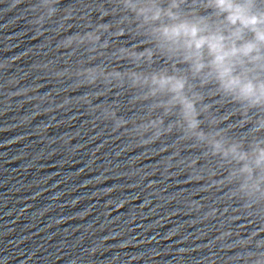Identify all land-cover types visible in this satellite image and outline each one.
Masks as SVG:
<instances>
[{"label": "clouds", "instance_id": "obj_1", "mask_svg": "<svg viewBox=\"0 0 264 264\" xmlns=\"http://www.w3.org/2000/svg\"><path fill=\"white\" fill-rule=\"evenodd\" d=\"M59 3L34 0L31 23L41 35L50 22L67 23L77 13L86 22L83 31L59 32L64 55L84 50L87 59L66 64L57 75L92 90L80 97L91 112L110 121L114 131L124 130L128 121L114 106H102V95L123 86L138 90L136 101L148 104V115L134 125L139 144L176 133L229 166L225 179L242 195L264 196V137L258 135L264 132V0H113L62 13ZM129 37L135 46L113 47ZM105 55L115 63L93 62ZM158 58L165 63L155 67ZM223 102L237 107L241 127L252 125V139L230 137L232 129L220 127L232 119L214 114ZM253 112L257 117L249 119ZM168 117L173 119L166 123Z\"/></svg>", "mask_w": 264, "mask_h": 264}]
</instances>
